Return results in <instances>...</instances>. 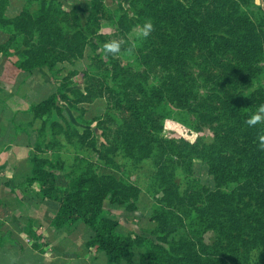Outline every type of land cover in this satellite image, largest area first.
<instances>
[{"label":"trees","instance_id":"obj_1","mask_svg":"<svg viewBox=\"0 0 264 264\" xmlns=\"http://www.w3.org/2000/svg\"><path fill=\"white\" fill-rule=\"evenodd\" d=\"M24 1L22 11L9 16L13 0H0V28L7 34L0 51L19 52L3 75L10 88L21 72L46 67L54 75L58 64L84 58L94 38L105 42L100 31L106 21L124 36L147 21L153 29L146 38L135 37L138 71L122 67L120 46L107 58L92 59L81 73L85 90H72L74 98L59 88L31 104L29 112L42 120V128L30 152L32 173L20 186L22 202H58L52 227L87 225L92 231L87 246L104 253L107 264H264V122L246 123L264 104V87L253 90L264 76V10H253L252 0H131V19L112 14L105 0H87L91 11L83 24L78 7L63 0ZM61 96L81 113L78 121L85 127L113 125L112 144L99 149L93 130L47 119ZM99 100L106 101V119L86 120L85 106ZM175 110L191 135H165L164 121ZM204 128L212 133L210 141ZM48 135L57 146L55 157L41 150ZM196 159L207 165L214 190L194 177ZM149 161L155 168L148 189L155 227L120 234L121 224L104 214V202L131 211L142 190L126 176ZM207 232L215 234L212 243L205 240ZM24 233L35 250L50 248L31 226ZM146 241L152 248L138 256L135 249Z\"/></svg>","mask_w":264,"mask_h":264},{"label":"crops","instance_id":"obj_2","mask_svg":"<svg viewBox=\"0 0 264 264\" xmlns=\"http://www.w3.org/2000/svg\"><path fill=\"white\" fill-rule=\"evenodd\" d=\"M16 2L18 7L25 5L24 0L23 3L20 0ZM252 2L254 7L264 10V0ZM11 4L9 16H13L11 10L17 7H14L13 2ZM21 11L19 9L15 14ZM28 74L32 79H24ZM3 75L0 64V264H107L104 253L87 246L92 236L87 225L78 222L70 228L57 230L52 227V218L59 209L58 202L47 200L26 203L20 198L21 183L32 173L30 152H35L42 128V120L29 112L30 106L57 92L58 84L54 75L47 68H39L32 73L21 72L13 90H9V84L2 79ZM33 190L37 191L38 188L34 186ZM104 214L121 220L120 226L126 234L130 233L131 229L124 227L122 222L124 219L129 220L132 215L127 206L113 204L107 199L104 202ZM27 226L42 233L50 242L47 251L43 253L32 247V240L24 233ZM10 239H19L23 245H16Z\"/></svg>","mask_w":264,"mask_h":264},{"label":"rangeland","instance_id":"obj_3","mask_svg":"<svg viewBox=\"0 0 264 264\" xmlns=\"http://www.w3.org/2000/svg\"><path fill=\"white\" fill-rule=\"evenodd\" d=\"M16 1L19 2V0L13 1L14 7L16 6L17 7L11 10V15H14L15 11L22 9L21 6L18 7L19 5L17 4ZM67 1L71 3L68 4L67 2L68 5L78 7V11L81 14L83 24H87L88 17L91 11V4L87 0H67ZM20 2L23 3V0H20ZM105 2L107 3L109 11L112 14H115V12L118 11L120 14L127 15L131 19L134 18V14L130 6L131 0H105ZM74 3L76 5H74ZM253 10H258V8L255 6L253 7ZM110 22L111 21H106L100 31L103 38L102 40H104L105 42H100L94 38L93 41L94 49H92V47L87 48L85 51L84 58L79 59L78 61L73 63H69V62L60 63L56 66L54 78L58 84L57 85L58 89L59 88L65 89V93L67 94L66 96H70V97L72 96V98H74L73 94L71 93L72 90H80V91L85 90L86 80L81 73L84 72L91 65L93 58L95 57L107 58L108 53L110 51L106 50L105 48L106 43L112 41H117L120 43V46L122 47V51L118 54V60L126 71L139 70V63L136 58L138 45L135 42V37L138 35L137 33L139 32V29L141 27L140 26L135 27V29L130 34L124 36L123 34L118 33L115 27ZM6 38H7V34L3 32L2 29L0 28V44H2L6 40ZM4 52H6L7 55H5ZM18 58H19V52H17L16 50L0 51L1 71L5 73L4 69L6 68L7 61L10 60L12 62H16ZM1 61L3 63H1ZM42 68H46V67H42ZM73 73H75V75ZM156 76L158 78H161V71L158 69H156ZM16 78L14 80L13 87L9 88V90H13V88L16 86ZM25 78L32 79L30 74L25 75L24 79ZM158 78H151L150 80L151 84L152 85L158 84V80H159ZM259 86L264 87V76L260 79L259 82L255 84L253 90L257 89ZM18 91L19 92L21 91L20 93H28L26 90H18ZM205 91L206 89L203 86L200 87V91H199L200 94L204 95ZM38 101H36L35 103H37ZM105 104H106L105 100H99L96 103L86 105L84 111V118L86 120H92L93 118L98 117L100 118V120H105L106 119ZM68 105H69L68 99L66 97L64 98L62 97L60 104L59 105L57 104L58 108L54 110L52 114L48 115L47 119H57V120L66 119L70 124L75 125L80 131H83L87 128L93 130L94 138L97 143V148L99 149H104V147H109L110 144H112L113 130H115L114 129L115 127L113 125L107 123L106 126L104 127L99 125L98 123H94L91 126L85 127V125L81 124L78 121L79 115L81 113L72 110L71 108H69ZM175 112L176 114L173 117L166 119L164 121L163 129L165 135L169 138H173V137L177 138L180 136L191 135L190 132L187 130V128L180 123L179 119L181 116L178 114L179 111L175 110ZM203 135L205 136L207 141H210L212 139V133L207 128L203 129ZM41 147H42L41 150L45 155L50 157H55L54 151L56 150L57 146L54 142L53 143L51 142V138L49 135L44 140ZM62 153L64 158L68 159L70 157L69 153L65 151ZM89 157L93 159L94 162H98V158L95 152L94 153L89 152ZM118 160H120V157H118ZM120 162L123 161L121 160ZM100 165H103V163H100ZM154 173H155L154 165L152 162L149 161L142 164L138 170L136 171L131 170L129 174H127L126 176V179L129 182L139 186L142 190L140 198L137 201H135V205H133L132 210L131 211L129 210L130 213H132V215H130V219L129 220L124 219L122 221L124 222L123 223L124 227H128L131 229L130 233L135 232L138 234H142V233L150 232L155 227V223L151 222V216H152L155 200L148 192L151 177L153 176ZM193 174L194 177L200 180L202 184L209 187L211 190L215 189L214 178L210 175L207 165L199 159H196L193 163ZM233 187L235 186H231V188ZM88 230L91 229L89 228ZM118 232L120 234H124V235L126 234L125 229L121 226L118 228ZM214 238H215V234L213 232H207L205 234V240L207 243H212L214 241ZM151 248H152V242L146 241L145 246L143 248L135 249V253L138 254L139 256L141 253H144L145 251Z\"/></svg>","mask_w":264,"mask_h":264},{"label":"clouds","instance_id":"obj_4","mask_svg":"<svg viewBox=\"0 0 264 264\" xmlns=\"http://www.w3.org/2000/svg\"><path fill=\"white\" fill-rule=\"evenodd\" d=\"M153 29V24L151 21L145 22V24L139 29L137 33L140 37L146 38L150 35ZM106 50L117 53L120 50V43L117 41H112L105 44ZM264 122V104H261L256 111L252 112L248 118L246 123L250 126L257 125L258 123ZM260 139L264 141V136H261Z\"/></svg>","mask_w":264,"mask_h":264}]
</instances>
